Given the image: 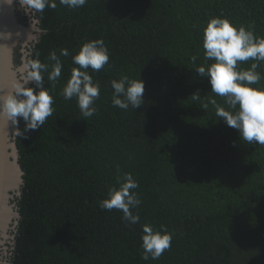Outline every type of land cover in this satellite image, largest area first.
<instances>
[{"label": "trees", "instance_id": "trees-1", "mask_svg": "<svg viewBox=\"0 0 264 264\" xmlns=\"http://www.w3.org/2000/svg\"><path fill=\"white\" fill-rule=\"evenodd\" d=\"M55 2L32 9L43 32L27 48L29 65L39 59L50 72L55 51L62 72L55 82L43 74L53 114L41 129L16 136L24 175L9 264H264V145L248 143L217 116V106H238L195 71L215 63L203 48L212 18L264 38V0H87L75 9ZM97 39L109 62L88 69L100 96L97 112L84 118L62 90L79 67L73 56ZM253 63L261 79L252 87L264 90V61L238 62L237 70ZM125 75L145 84L138 109L112 104L110 82ZM125 173L138 183L135 224L100 207ZM146 224L172 235L155 260L142 259Z\"/></svg>", "mask_w": 264, "mask_h": 264}, {"label": "clouds", "instance_id": "clouds-1", "mask_svg": "<svg viewBox=\"0 0 264 264\" xmlns=\"http://www.w3.org/2000/svg\"><path fill=\"white\" fill-rule=\"evenodd\" d=\"M11 5L13 0H4ZM60 4L75 9L85 5L87 0H59ZM29 9L42 12L46 7L55 8V0H23ZM203 48L205 59L214 60L207 69L203 66L195 71L206 77L211 85V91L226 98L227 104L238 111L229 112L217 106V116L231 128L236 129L248 143L264 145V90L253 88L259 83L261 76L256 72L257 63L251 65L247 71H238V62L248 60L264 61V38H258L253 31L244 26H235L229 20L212 18L203 34ZM61 55H69L66 49H61ZM54 65L49 72V66L39 59L30 62L26 78L13 91L0 94V116L6 117L13 125L18 124V118L24 122V129L15 131L23 137L28 131L41 129L47 118L53 112V97L45 87L44 73L47 72L48 81H57L62 72V63L56 52L49 55ZM74 67L70 79L62 90L65 100L76 98L81 115L84 118L92 117L96 112L95 102L100 96V83L94 81L88 69L100 71L109 62L108 49L102 39L84 43L79 52L73 56ZM195 62L196 57H193ZM33 83L35 87L28 86ZM114 90L112 104L114 107L127 110L131 106L138 109L143 105L145 84L142 79L130 80L126 75L119 80H112ZM194 100L200 99L199 91L193 93ZM209 103L217 105L214 98ZM207 105H205L206 107ZM120 187L109 190L108 198L100 201L101 209L122 211L123 219L135 224L139 216L133 214L141 203L134 190L138 183L133 176L125 173ZM142 259H158L171 246L172 235L166 230L156 231L150 225H144Z\"/></svg>", "mask_w": 264, "mask_h": 264}, {"label": "water", "instance_id": "water-1", "mask_svg": "<svg viewBox=\"0 0 264 264\" xmlns=\"http://www.w3.org/2000/svg\"><path fill=\"white\" fill-rule=\"evenodd\" d=\"M42 32L32 9L23 0H13L11 5L0 0V94L13 91L24 82L30 71L27 48L37 43ZM18 47L22 48L19 64L16 62ZM17 128L19 122L13 125L0 116V264L10 263L20 220L16 199L21 195L24 172L16 146Z\"/></svg>", "mask_w": 264, "mask_h": 264}, {"label": "rangeland", "instance_id": "rangeland-1", "mask_svg": "<svg viewBox=\"0 0 264 264\" xmlns=\"http://www.w3.org/2000/svg\"><path fill=\"white\" fill-rule=\"evenodd\" d=\"M27 75V74H26ZM10 245H11V241H10Z\"/></svg>", "mask_w": 264, "mask_h": 264}]
</instances>
